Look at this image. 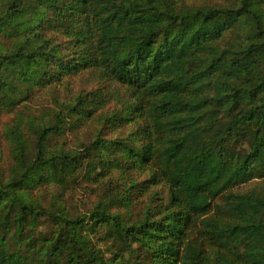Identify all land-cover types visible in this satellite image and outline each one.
Wrapping results in <instances>:
<instances>
[{
	"label": "trees",
	"instance_id": "1",
	"mask_svg": "<svg viewBox=\"0 0 264 264\" xmlns=\"http://www.w3.org/2000/svg\"><path fill=\"white\" fill-rule=\"evenodd\" d=\"M0 264H264V0H0Z\"/></svg>",
	"mask_w": 264,
	"mask_h": 264
},
{
	"label": "rangeland",
	"instance_id": "2",
	"mask_svg": "<svg viewBox=\"0 0 264 264\" xmlns=\"http://www.w3.org/2000/svg\"><path fill=\"white\" fill-rule=\"evenodd\" d=\"M187 1H193V0H187ZM87 85L85 84V82L84 81H77V82H75V85H74V89L76 90V91H78L79 89H81V88H85ZM72 86H70V88H71ZM65 90H67V88H64ZM64 90V91H65ZM72 90H73V88H72ZM63 93V92H62ZM39 100L42 102V104L43 105H45V106H47V105H53L52 104V100H51V97L50 96H43L42 95V97H40L39 98ZM39 101V102H40ZM13 115L12 114H10V113H6L4 116H3V119H4V121H8V120H10L11 119V117H12ZM99 128V124L98 125H96V124H94V125H92L90 128H87V129H84L82 132H81V134H80V136L82 137V139L84 140V141H87L88 139H90L91 138V136H92V133H95L96 131H97V129ZM118 131V130H117ZM71 139H73L72 137H71ZM84 185H92L91 183H86V182H84V183H82L80 186H78L77 188H75L74 190H71V189H69V190H67V192L64 194V195H67V196H72V198L71 199H73L74 200V206H73V212L74 213H80L81 211H84L85 210V208H84V198H86V196L88 195V193H87V191L86 190H84L83 188H82V186H84ZM52 192L55 194V195H57V193H59V189H57V188H53L52 189ZM52 193V194H53ZM49 197H47V198H45L44 199V204L45 205H47L48 204V202H49Z\"/></svg>",
	"mask_w": 264,
	"mask_h": 264
}]
</instances>
